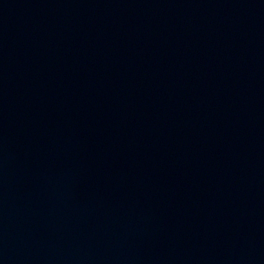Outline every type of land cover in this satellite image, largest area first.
Masks as SVG:
<instances>
[{
    "label": "water",
    "instance_id": "95a60500",
    "mask_svg": "<svg viewBox=\"0 0 264 264\" xmlns=\"http://www.w3.org/2000/svg\"><path fill=\"white\" fill-rule=\"evenodd\" d=\"M0 264H264V0H0Z\"/></svg>",
    "mask_w": 264,
    "mask_h": 264
}]
</instances>
